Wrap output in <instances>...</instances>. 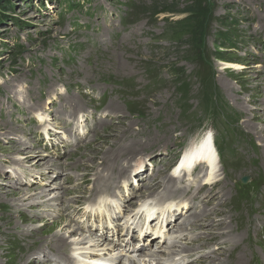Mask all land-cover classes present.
Segmentation results:
<instances>
[{
    "label": "rangeland",
    "instance_id": "374dc122",
    "mask_svg": "<svg viewBox=\"0 0 264 264\" xmlns=\"http://www.w3.org/2000/svg\"><path fill=\"white\" fill-rule=\"evenodd\" d=\"M1 3L0 264H22L17 258L28 251L25 248L31 244L30 240L35 246L31 254L42 258L34 264H56L48 256L56 255L57 259L61 253L48 246V241L59 233L70 236L72 225L59 223L65 219L80 221L89 199L93 202L100 198V194L90 198V193L77 191L86 172L97 168L81 191L90 190L102 174L100 162L110 165L106 157L112 153L106 156L102 152L135 143L136 150L125 160L121 158L124 164L131 161L134 166L148 155L163 154L167 147L174 153L171 159L175 162L193 138L210 131L221 149V159L229 162L239 153L237 166L225 168L227 177L223 171L222 199L207 202L205 192L192 190L189 195L199 198V210L193 215L197 207L191 199L192 207L173 219L174 225L185 231L174 234L178 228L167 230L166 243L178 241L187 251L193 249L180 255L185 264L198 259L211 264L212 257L218 264L237 262L241 257L246 258V264H264V161L258 155L264 152V0ZM200 67L214 72L212 92L203 89ZM120 79H132L138 84L124 87ZM183 81H188L193 89L187 106L177 101L178 94L181 98L177 88ZM104 91L114 92L107 100ZM113 101L114 111L107 107ZM202 104L208 109L223 106L221 116L226 130L217 125V114L207 117L205 112L201 113ZM186 109L193 110L195 118L188 119ZM5 128L11 132H5ZM229 131L232 135L225 136ZM170 132H173L171 143L166 141ZM15 149L13 156L6 151ZM40 162L45 165H39ZM148 166L156 173L154 179L138 164L136 173L134 169L130 171L132 180L117 177L118 184L112 182L109 193L116 196L121 189L127 200L129 193L153 191L160 187V182L163 188L159 195L167 194L165 189L170 186L185 185L181 181L170 185L166 173L169 166L163 157H157L155 164ZM98 169L99 175L93 177ZM137 173H144L143 178L135 177ZM172 173L170 170L169 174ZM243 178L248 179L246 184L242 183ZM149 182L154 186L151 189L147 186ZM20 192H33L28 196L37 199L38 204L5 200L4 195L14 198L13 195H22ZM59 194L62 200L52 205L51 199ZM79 196L83 198L74 206ZM134 198L135 201L144 197ZM179 199L174 196L171 201ZM21 204L24 206L19 207ZM71 206L80 207L81 211L64 210ZM203 208L208 211L202 218L199 213ZM61 209L65 216L60 214ZM192 216L196 217L193 221L197 226H192L191 220L189 224H181ZM221 221L226 224L220 226ZM204 222L206 225L201 226ZM230 231L226 240L224 237ZM72 235L79 240L82 236L90 237L82 231L71 232ZM100 236L97 233L91 238L96 242ZM101 256L106 261L114 257L109 251ZM126 259L127 256L123 258Z\"/></svg>",
    "mask_w": 264,
    "mask_h": 264
},
{
    "label": "bare ground",
    "instance_id": "6f19581e",
    "mask_svg": "<svg viewBox=\"0 0 264 264\" xmlns=\"http://www.w3.org/2000/svg\"><path fill=\"white\" fill-rule=\"evenodd\" d=\"M226 66L227 67H225V69L228 70V68H230V66L228 64ZM120 81L124 87H126V85L132 84V83H133V85L138 84L136 81H132V79L129 81H127L125 79H120ZM95 89H97V91H101V87H99V88L97 87ZM113 92L114 91H112V92L106 91L105 92L107 100L113 94ZM71 104H73V103H71ZM107 107H109L108 109L114 111V108H116L115 102L113 101L110 104V106H107ZM109 115L111 116L112 114H107L106 116H109ZM4 131L9 133V132H11V129L5 128ZM210 133H207V134H204L202 136H198V137L193 138L191 143L188 146H186L187 148L185 149L184 153L181 154V156L175 162L173 161V158L171 159V156L174 153L169 151V149L167 147H166V149H165V147H163L165 149L163 154L160 153L159 155H156V156L148 155L146 158L143 159V161H138L137 163H135L134 166H133V162H131V161L127 165L124 164L125 162L123 163V160H121V158H124V160H125L129 153L136 150L135 143L134 144L129 143L127 145V147L126 146L120 147V149H118L116 151H115V149H117V147L116 148L113 147V148H111V150L109 149L107 153L102 152L106 156H108L109 154L112 153L111 155L106 157V160L110 163V165L108 166V165H105L102 162H100V166L104 168V170L102 171V174L99 175L100 169H98L96 174L93 175V177H96L98 175H99V177L96 178L94 185L91 186V189L88 191H81V189H83L82 186L84 184L85 185L89 184V182L91 181L89 179V177L92 175L93 172L96 171L97 168L94 166L95 169L91 170V172H89V173L86 172V175L82 177L83 182L81 183V185L79 186V189L77 191V192H81L82 194L84 192H85V194L90 193V198L94 197V196L96 197L98 194H100L99 195L100 198H98L97 200H95L93 202L91 199H89L90 202L87 205L85 204L87 207H90V206L95 207L94 216L90 217V215H88L87 213L80 215V218H84V219H86V222H88V223L92 222V224H91V226L89 224L81 226L80 221L76 222V221H73L72 219H70V220L65 219L63 222H60L59 225H61V224L62 225L64 224L65 226H67L69 224L72 225V226H70L71 228H69L70 229L69 230L70 236L67 237L66 233H64V234L59 233L56 236H54L50 242L48 241V246H50L51 248L57 249V251L59 250V253H61V256H58L57 259H56V257H57L56 255L53 257L48 256V260H51V261L56 260V264H185L184 259L180 258V255L183 253H186L187 248L184 245H179L178 241H174V242L169 241V243H166L167 241H164L165 239H163V237L165 235L167 236V234H166V232L168 233L167 230L171 231V230H174V228H178V230L176 232H174V234H176V233L181 234L182 232L185 231V229H183L182 227L175 226L173 223V219H175L178 214L184 213L190 207H192L191 199H192V202L195 201V203H196L195 206L197 207L196 211L194 210L195 213L193 215H196V213L198 212V210H199V204H198L199 198H196V197L191 198L189 195L192 193L193 189L197 188V191L199 193L205 192L203 196H205L204 200L207 202H212V200H214L216 198L218 200L222 199V198H220V196H222L221 191L223 190V188L221 186L222 183L220 184V182H222L221 179L224 175L223 171L225 173V177H227V172L225 171V168L227 166H230V165L231 166H237V162L235 160L238 157H240L239 153H237L236 155L233 156V158L229 162H227L225 158L221 159V149L217 146L214 136H213L214 146L212 145V137H211ZM126 134H128V133H126ZM136 135L137 134H135V136ZM172 136H173V132L172 133L170 132L166 141L171 143ZM121 137H122V135H121ZM137 137L139 138V136H137ZM120 141H122V143L125 144V142L123 140H120ZM132 142H134V141H132ZM123 144H120V145H123ZM6 151L9 154H11L12 156L15 155V152H17L16 149L11 150V151L10 150H6ZM122 155H124L125 157H123ZM258 155H259V158L263 157L262 159L264 161V152H259ZM157 157H163V162L169 166L166 173L168 174V177H170V178H168L170 185H173V183H179L181 181L180 184L185 182V185L183 187H180L181 185L177 186V187H175V185L173 187H171V186L168 187L169 186L168 185L167 187L173 191H170L168 188L165 187L166 188L165 191L167 194L159 195V190H161V188H163V186L161 185V182H160V187L157 189L154 188L153 191H149L147 189V190L140 192V193L137 192L135 195L133 193H129L127 200H125V197L127 196L125 194V191H123L121 189L119 190V193L116 196L115 195L113 196L112 194L109 193L111 191V189L113 188L112 182H115L117 177H118V180H120V179H124V181L132 180V176H129L130 171H131V169H134V173H136V169L138 168L137 167L138 164L143 165L145 170L147 169V173H149L150 177L153 176V179H154V176L156 175V173L148 165L153 166L155 164V160ZM201 161H203L204 164H202ZM144 163L145 164L149 163V164L146 166V165H144ZM220 163L223 165V167H221V168L219 165ZM253 164H254V162H253ZM39 165H45V164L40 162ZM173 165H175L174 168H173ZM38 168H40V166H38L37 169ZM180 168H181L180 174H179V176H176V174ZM54 169L56 171H58L56 168H54ZM170 170H173L172 174H169ZM139 171H140V169H139ZM152 172H153V175H152ZM221 172H222V176L220 175ZM143 176H144V173L135 174V177L143 178ZM20 177H21V175H20ZM20 177H14V178L18 179ZM163 180H165V179H163ZM66 183L64 182L63 185H66ZM115 184H118V182H115L114 185ZM28 185L30 186L31 184H28ZM147 186L149 189L154 187V186H152L151 182H149L147 184ZM116 187L119 188L118 186H116ZM207 188H210V189H209V191L206 192ZM263 188H264V186H263ZM20 193L22 194L20 196L13 195L14 198H11L9 196V194H6V195H4L6 197L5 200L8 203L12 200H19L22 202L30 201L29 203L32 205L38 204L37 199H31L28 196L29 194H32L33 192H27V193L26 192H20ZM63 193H65V196L67 195V192H63ZM222 194H224V193H222ZM225 195H228V194L226 193ZM32 196H34V195H32ZM135 196L144 197V198H143V200H135L134 201ZM174 196H178L180 199L178 201L172 202L171 199ZM83 197H84V195H83ZM83 197L79 196L74 201V206L78 205V203H80V200ZM17 198H19V199H17ZM61 200H62V195L59 194L58 196H55L53 199H51V201H52L51 203H52V205H54L56 202L61 201ZM124 200L126 201L127 204L125 203L124 205H122V203L125 202ZM43 201L46 202L45 200H43ZM228 202H229V200H228ZM51 203H49V204L45 203V204L50 205ZM220 203H218V204H220ZM236 204H238V203H236ZM22 206H24V205L21 204L19 207H22ZM84 209H85V206H84ZM181 209H184L183 212H181ZM252 209H253V207H252ZM64 210L67 212L72 211L73 213L74 212L78 213L81 211L80 207H78V208L74 207L73 208L72 206H71V208H65ZM64 210H62V209L60 210V214L62 212L63 216L66 215L63 212ZM236 210H238V209H236ZM207 211L203 208L201 210V212L199 213V215L202 218L206 217ZM69 216H67V218H69ZM194 218H196V217H194ZM194 218H193V216L189 219L185 218L181 224H184V223L189 224V222L191 220L192 224H193L192 226H197V224H195V221H193ZM137 219L139 220V222L144 221L145 224L146 223L148 224V227L146 229L147 230L146 235L144 236L142 241L135 240V238H134L135 233H132V237L129 238V235L131 234V232H130L131 228H129L128 223L130 225H133L134 223H136ZM123 220H126L127 222H125V224H124V223H122ZM254 221H256V220H254ZM220 223H221L220 226H224L226 224L223 221H221ZM233 223H235V222H233ZM137 224H139V223H137ZM205 225L206 224L204 222V225L202 224L201 226H205ZM144 228L145 227H141L140 230H142ZM228 230H229V228H228ZM244 230H245V228H244ZM9 231L10 230H8V232ZM79 231L89 233L90 237L82 236L79 240V238L76 239V238H74L75 236H73V235L71 236V232H72V234L73 233L78 234ZM98 231L100 232L99 235H101V236L98 237L100 239L96 240V242H95V240L93 238H91V236H93V235L95 236ZM124 233L126 235H124ZM149 233H153V234H149ZM231 233H232V231L227 232L226 237H224V233H223V237L226 240H228ZM240 233H241V231H240ZM0 234H1V232H0ZM159 234H161V237L159 236ZM32 236H35V235L33 234ZM121 236H124V237H121ZM109 237H112V238H109ZM183 238L185 239V237H183ZM180 239H182V238H180ZM246 239H247V237H246ZM69 240H70V242H67ZM244 240H245V238H244ZM32 241L30 240L31 244L29 243L30 245H28V247L25 248L26 250H28V251H26L27 253L24 252L21 256H18V258H17V260L19 262L23 261L22 264H32V263L34 264L35 262H41L42 261L41 256H39V258H34L35 254L34 255L31 254L32 249H34V247H35L34 244H32ZM161 243H162V245H161ZM218 243H216V244H218ZM67 244L71 245V246L65 248V245H67ZM131 245H134V246H131ZM137 246H141V247L138 248ZM149 246H151V247L149 248ZM136 247L139 250L137 249L135 251ZM2 248H4V247H2ZM40 248H42V246ZM155 248H157V249H155ZM171 249H175V250L172 251ZM102 250H105V251H102ZM190 250L191 251H187V253L193 252V249H190ZM194 250H195L194 252H196L197 249H194ZM108 251H109L110 255L114 256L111 258V261H110V259L109 260L107 259V261L103 260L104 257L102 258V256H101L102 254L106 255ZM228 251H226V252H228ZM67 252H69L70 254H67ZM197 252H199V251H197ZM41 255H42V253H41ZM62 255H65L68 257H63ZM194 255H195V253H194ZM126 256H127V259L123 260V258ZM136 256L138 257V259L136 258ZM188 256L190 257V255H188ZM206 256H204L203 258H207ZM45 258H46V256H45ZM211 259H212L210 262L211 264H218V263L214 262L213 257ZM245 259H246L245 257H241L240 259L237 260V262L232 261L230 264H246ZM31 260H34V261H31ZM206 262H209V261H207V260L203 261V260L198 259L195 262H193V264H195V263L206 264Z\"/></svg>",
    "mask_w": 264,
    "mask_h": 264
},
{
    "label": "trees",
    "instance_id": "16d2710c",
    "mask_svg": "<svg viewBox=\"0 0 264 264\" xmlns=\"http://www.w3.org/2000/svg\"><path fill=\"white\" fill-rule=\"evenodd\" d=\"M4 1H6V0H0V9H2L3 8V6H2V3L1 2H4ZM86 1H88V0H86ZM2 7V8H1ZM228 37L226 36L225 37V39H227ZM223 41H225V40H223ZM226 42V41H225ZM200 70H202L201 72H202V80L205 82V83H203L202 84V86H203V89H205V90H207V91H213V85H214V82H213V76H214V72H213V70H211V69H207V68H205V67H200ZM199 74V73H198ZM177 89H179V92H180V99H179V94H178V96H177V101L179 102V103H181L180 105L181 106H187V105H189V102H190V96H191V92H192V88L190 87V83H188V81H183L180 85H179V87L177 88ZM217 97H219V99L221 98L220 96H217ZM205 102H207V101H205ZM202 109H204V111H201V113H206V115H207V117H210V116H212V115H214V114H217L218 116H219V118L221 119V121H219L218 119H216V122H217V125L219 126V127H221L222 129L224 128L225 130L227 129V127H226V125H225V123L224 122H222V117L223 116H221V114L223 113V106L222 105H216V106H210V108H212L211 110H210V108L208 109V107L207 106H205V105H203L202 104ZM185 114H186V117L189 119L190 118V116H194L193 118H195V115H194V112H193V110H191V109H186V111H185ZM203 120H204V118H203ZM203 120H199V121H203ZM227 121H229L228 119H227ZM203 124V122H201V123H199V126H201ZM225 134V136H229V135H232V133L229 131V132H225L224 133Z\"/></svg>",
    "mask_w": 264,
    "mask_h": 264
},
{
    "label": "water",
    "instance_id": "95a60500",
    "mask_svg": "<svg viewBox=\"0 0 264 264\" xmlns=\"http://www.w3.org/2000/svg\"><path fill=\"white\" fill-rule=\"evenodd\" d=\"M242 182H243V183H247V179H246V178H243V179H242Z\"/></svg>",
    "mask_w": 264,
    "mask_h": 264
}]
</instances>
